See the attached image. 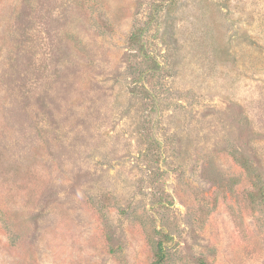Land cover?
<instances>
[{
    "label": "rangeland",
    "instance_id": "rangeland-1",
    "mask_svg": "<svg viewBox=\"0 0 264 264\" xmlns=\"http://www.w3.org/2000/svg\"><path fill=\"white\" fill-rule=\"evenodd\" d=\"M0 264H264V0H0Z\"/></svg>",
    "mask_w": 264,
    "mask_h": 264
}]
</instances>
